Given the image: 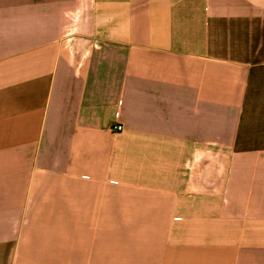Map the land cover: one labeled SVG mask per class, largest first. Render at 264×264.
<instances>
[{
    "label": "crops",
    "instance_id": "obj_1",
    "mask_svg": "<svg viewBox=\"0 0 264 264\" xmlns=\"http://www.w3.org/2000/svg\"><path fill=\"white\" fill-rule=\"evenodd\" d=\"M0 264H264V0H0Z\"/></svg>",
    "mask_w": 264,
    "mask_h": 264
},
{
    "label": "built area",
    "instance_id": "obj_2",
    "mask_svg": "<svg viewBox=\"0 0 264 264\" xmlns=\"http://www.w3.org/2000/svg\"><path fill=\"white\" fill-rule=\"evenodd\" d=\"M122 129H123V126L120 124L113 126V130H115V131H121Z\"/></svg>",
    "mask_w": 264,
    "mask_h": 264
}]
</instances>
